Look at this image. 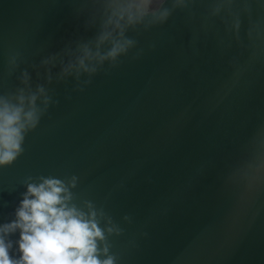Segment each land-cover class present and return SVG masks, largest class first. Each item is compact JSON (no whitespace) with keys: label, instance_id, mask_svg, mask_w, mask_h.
Masks as SVG:
<instances>
[{"label":"water","instance_id":"95a60500","mask_svg":"<svg viewBox=\"0 0 264 264\" xmlns=\"http://www.w3.org/2000/svg\"><path fill=\"white\" fill-rule=\"evenodd\" d=\"M110 2L0 0V99L37 113L0 167V226L54 178L96 213L100 260L264 264V0H159L115 60L64 71ZM0 236L18 259L19 230Z\"/></svg>","mask_w":264,"mask_h":264},{"label":"clouds","instance_id":"9594fccd","mask_svg":"<svg viewBox=\"0 0 264 264\" xmlns=\"http://www.w3.org/2000/svg\"><path fill=\"white\" fill-rule=\"evenodd\" d=\"M158 3L159 0H111L105 30L97 37L95 50L82 48L74 64L70 63L64 71L92 73L93 61L99 64L115 60L132 43L124 38L125 29L139 23ZM104 44L108 48L101 53L99 49ZM35 100L36 96L28 98L26 110L23 97L16 104L0 99V167L14 161L20 153L24 132L36 125ZM69 200L67 188L58 179L45 178L38 184H28L16 219L0 226V233L19 230V258L9 257L10 244L0 236V264H113L110 256L99 259L97 242L103 240L104 234L95 219L96 213H85Z\"/></svg>","mask_w":264,"mask_h":264}]
</instances>
